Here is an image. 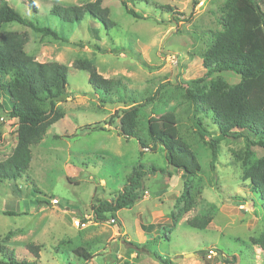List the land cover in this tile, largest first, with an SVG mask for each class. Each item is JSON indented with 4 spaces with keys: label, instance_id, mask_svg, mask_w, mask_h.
Wrapping results in <instances>:
<instances>
[{
    "label": "rangeland",
    "instance_id": "374dc122",
    "mask_svg": "<svg viewBox=\"0 0 264 264\" xmlns=\"http://www.w3.org/2000/svg\"><path fill=\"white\" fill-rule=\"evenodd\" d=\"M7 1L64 40L17 22L0 26V34L26 32L27 52L40 62L68 66L69 83L67 96L57 103L65 118L32 148L31 183L27 177L0 181V242L18 259H37L40 264H162L127 248V241L148 240V248L175 264H264V252L251 243L264 233V206L242 178L244 163L262 157L264 149L251 147L243 162L238 154H244V139H222L213 161L209 141L218 137L217 130L211 116L200 113L208 132L202 131L187 97L188 82L206 72L201 54L212 33L222 28L225 0H102L115 22L111 29L95 22L91 27L89 18L63 26L51 15L55 4L84 6L97 0ZM79 61L91 62L105 78L121 80L117 98L122 101L129 94L140 101L153 98L140 107L143 135L151 127L169 129L192 145L201 170L187 181L193 197L190 207L180 198L186 182L182 172L168 166L161 146L142 147L123 136L117 123H110L126 106L103 103V95L89 83V72L77 68ZM225 78L230 84L239 81L232 74ZM93 123L100 129L92 130ZM17 128L14 119L0 117V162L12 153ZM140 163L165 172L146 176L143 198L119 210L117 221H97L92 211L96 198H112ZM34 186L42 193L33 192ZM53 199L59 203L53 204ZM41 200L49 203L38 204ZM196 216L211 218L205 230L187 224ZM168 227L171 233H166ZM80 248L93 257H80Z\"/></svg>",
    "mask_w": 264,
    "mask_h": 264
},
{
    "label": "trees",
    "instance_id": "16d2710c",
    "mask_svg": "<svg viewBox=\"0 0 264 264\" xmlns=\"http://www.w3.org/2000/svg\"><path fill=\"white\" fill-rule=\"evenodd\" d=\"M167 8L172 10L170 6ZM109 10L102 6V0H97L84 6L55 4L51 15L63 26L81 24L89 18L88 20H92L91 27L99 23L102 28L111 29L115 22L109 18ZM127 10L132 16L140 17L134 9ZM221 12L219 19L222 28L212 33L210 43L201 54L206 72L203 77L188 82L187 97L202 131L208 132L203 118L198 115L200 113L210 115L217 130L218 137L209 141L212 160H216L219 155L222 139L242 138L246 149L241 151L244 154L239 153L238 156H243L241 158L245 162V156L252 152L251 147L264 149V0H225ZM10 22H17L35 32L64 40L54 29L36 24L7 0H0V26ZM27 41L26 32L7 31L0 34V117L14 119L18 125L16 145L9 157L0 162V181L16 182L27 177L31 183L28 170L33 157L32 148L42 142L53 124L66 116L57 107V103L68 94V66L57 61L36 60L26 50ZM76 64L78 69L89 72V83L95 93L103 95V103L119 102L126 106L119 115H113L110 119V123L119 125L123 136L135 139L142 147L152 143L153 149L158 146L164 149L168 166L181 171V177L186 180L180 198L184 200L186 207H190L193 197L187 181L201 170L192 145L169 129L151 127L143 135L139 121L140 107L151 103L153 98L140 101L134 94H129L122 101L117 98L121 80L103 77L89 61H79ZM225 74H232L239 81L230 84ZM169 120L172 121L171 118ZM97 124L99 123L88 126L97 130L100 129ZM159 170L161 173L165 172L155 165H134L126 184L112 198H96L92 211L97 221H117L116 213L119 210L133 206L143 198L146 176L155 175ZM168 174L172 175L170 171ZM242 178L248 181L249 191L260 196L264 206V155L255 161L244 163ZM32 189L35 193H42L36 186ZM42 202L49 203L41 200L38 204ZM7 214L18 213L8 211ZM210 221V217L196 216L188 220L187 224L192 228L205 230ZM171 231L168 227L166 233ZM150 243V240L142 244L126 242L127 248L138 256L145 255L162 264H175L169 257H163L148 248ZM251 243L264 252V233L253 237ZM76 252L86 259L93 257L85 248L77 249ZM35 254L37 257L38 253ZM233 259L237 260L236 257ZM0 264L40 263L37 259H18L12 250L0 242Z\"/></svg>",
    "mask_w": 264,
    "mask_h": 264
},
{
    "label": "built area",
    "instance_id": "2783aa9c",
    "mask_svg": "<svg viewBox=\"0 0 264 264\" xmlns=\"http://www.w3.org/2000/svg\"><path fill=\"white\" fill-rule=\"evenodd\" d=\"M52 202H53V204H58L59 203V201L57 199H53ZM76 224L79 225V221H76ZM209 252H210L209 256H211V254L214 253V251L212 249Z\"/></svg>",
    "mask_w": 264,
    "mask_h": 264
}]
</instances>
